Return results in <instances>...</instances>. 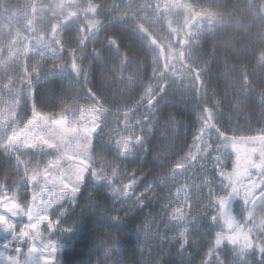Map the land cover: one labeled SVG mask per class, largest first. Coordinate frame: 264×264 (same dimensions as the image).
Here are the masks:
<instances>
[{
	"label": "rangeland",
	"instance_id": "1",
	"mask_svg": "<svg viewBox=\"0 0 264 264\" xmlns=\"http://www.w3.org/2000/svg\"><path fill=\"white\" fill-rule=\"evenodd\" d=\"M257 5L264 14V0H256ZM192 13L198 15L200 20ZM209 19L220 22V13L202 7L197 0H0V163L5 169V172L0 174V207L7 202L27 208L30 203V192H39L44 179L43 175L37 181H30L28 177L33 175L35 170L44 169L49 161L57 157L55 150H43L44 146L39 141L35 149L28 146L27 142L36 140L37 137L52 140V134L62 131L64 127L76 126L79 131L82 113L92 111L102 122L90 154L95 166L110 171L111 166L119 165L120 171L127 169L131 174L126 162L141 152L144 142L136 143L133 140L126 154L118 156L119 148L108 142L103 132L112 129L120 131L117 125L122 127L127 117L129 126L134 127L137 134L141 127L146 129L147 134L151 131V119L156 115L157 108L161 102L171 100L170 93L173 94L174 89L175 92L184 91V96L181 97L183 100H190L193 97L198 89L196 79L199 77L201 83L202 74L201 65L195 64L197 38L201 31L209 27ZM110 23L118 24L132 33L138 50L145 53L143 59L152 70L151 81L138 103L133 105L113 106L104 101L95 103L81 92L83 75L89 66V57L86 50H80V43L84 44L86 40L79 35L78 29L81 27L99 30L100 24ZM73 27H76L77 31ZM72 44L77 45L75 48L77 57L69 47ZM73 63L76 65L75 68L72 67ZM53 78L70 84V92L68 94L65 92L57 109L43 112L35 105L34 87L41 80ZM199 91L202 93L201 89ZM181 98L179 97L180 100ZM205 105L217 112L216 106L210 102L197 104L198 127ZM34 112L40 115L33 117ZM216 112L212 121L213 126L205 129L204 136L195 141L188 160L181 163L183 169L177 168V172L169 178L153 180L156 184L155 198L148 202L155 203L160 212V223L150 225L154 232L158 233L160 227H165L166 216L162 205L170 200L173 203L169 212L181 208L185 212L190 211V214L180 225L173 221L171 226L165 227L169 233H164L163 240L161 238L158 240V235L150 234L143 243L154 238L158 240L159 247L165 248L167 243L174 248L177 246L181 248L182 238L178 233L185 225H190L184 238L186 243H191L199 233L201 237V233L211 226L207 217L215 214L211 206L214 198L220 195L228 196L231 191V183L224 180L219 173L220 171L232 173L235 170L236 153L240 146L247 148L246 152H238L241 157L240 166L246 168L249 175L238 177L240 195L231 196L226 201V208L243 217L241 196L260 179L258 169L253 165L261 162V153H264V137L260 135L264 128H250L221 120ZM220 132H224L231 142L236 144V149L229 145L221 151ZM18 133L17 141H11L10 138ZM56 142L59 143L58 140ZM72 143L74 147H82L86 140L81 136L73 139ZM208 143H211L212 150L205 151ZM192 155H196L197 159L192 160ZM217 155H220V161L216 160ZM81 159L84 157H77V161ZM94 182L105 183L86 175L75 198L76 203L68 201L71 210L59 214L63 227L71 228L68 232H60L55 227L49 230L47 222H44L39 228L42 233L40 239L26 243L27 238L12 240V233L0 227V253L3 254L0 257V264L13 257L28 259V264H42L39 252L33 254L31 258L27 257V252L30 243H35L40 249L41 240L47 242L45 238L58 241L56 261L57 264H63L64 247L68 240L72 239L74 227L78 225L75 221L78 215L74 214V209L82 204L88 211L96 212L97 204L92 203L89 198ZM148 183L141 189L137 185L134 189L136 194L143 193ZM109 188L110 185L107 184L106 191L112 200L108 211H111L114 197ZM261 192H264V188L258 187L253 195ZM249 199L251 200V197ZM145 205L141 204L137 208ZM125 211L126 206L119 209V215L123 216V219L127 216L124 215ZM55 212L56 210L54 214ZM113 214L116 215L115 212ZM257 216L259 222L264 213L258 212ZM195 217H201L199 226L193 219ZM10 219L17 225L15 229L17 233L20 226L28 222L23 214H16ZM216 230L212 228V231ZM136 234L140 235V231L138 230ZM140 238L138 236V239ZM223 242L228 241L225 239L221 244ZM5 244L8 246L5 247ZM16 249H20L24 255L18 256Z\"/></svg>",
	"mask_w": 264,
	"mask_h": 264
},
{
	"label": "trees",
	"instance_id": "2",
	"mask_svg": "<svg viewBox=\"0 0 264 264\" xmlns=\"http://www.w3.org/2000/svg\"><path fill=\"white\" fill-rule=\"evenodd\" d=\"M197 1L202 7L219 12L221 23L209 25L197 38L195 64L201 65L202 74L200 88L194 92L196 95L183 100L184 91L175 92L174 89L173 94L170 93L171 100L161 102L151 119L155 128H151L148 136L147 152L144 151L145 143H142L141 152L126 162L129 171L135 170L137 176L145 177L138 185L140 189L145 183L173 176L177 172L176 165L188 160L195 144L193 136L198 128L199 111L196 105L199 103L210 102L216 106L215 112L221 120L250 128H264L263 12L259 5L256 6V0ZM73 28L77 31L76 27ZM78 33L86 40L84 44L80 43V50H86L89 57V66L83 75L82 94L95 103L104 101L113 106L138 103L151 81L152 70L143 59L145 53L138 50L132 33L111 23L100 24L99 30L80 27ZM76 46H69L75 57ZM69 86L59 78L41 80L34 87L35 105L43 112L57 109L65 92H70ZM89 88L95 98L86 91ZM4 172L0 163V174ZM93 187L91 193L97 201L96 212L88 211L82 204L74 209L78 225L64 247L63 264H200L202 259L216 264L215 255H207L210 244L215 243L212 226L183 248H174L167 243L165 248L159 247L158 235V240L153 238L143 243L142 252L141 238L138 239L141 236L136 233L148 215L155 218L154 225L160 223V212L155 203L148 202L142 208H136L123 222L109 220L99 211L101 208L109 210L112 203L106 191L107 182H94ZM159 229L158 233L162 235L169 233L165 227ZM101 237L107 243L115 241V247L105 251L99 244ZM232 248L229 242L215 247L223 264H237ZM250 264H257L254 257Z\"/></svg>",
	"mask_w": 264,
	"mask_h": 264
},
{
	"label": "snow or ice",
	"instance_id": "3",
	"mask_svg": "<svg viewBox=\"0 0 264 264\" xmlns=\"http://www.w3.org/2000/svg\"><path fill=\"white\" fill-rule=\"evenodd\" d=\"M73 68L76 67L75 63L72 65ZM199 79V77H198ZM89 95L95 98V94L92 93L91 89L86 90ZM264 95V94H262ZM40 115L34 112L33 117ZM215 119V111L209 106L205 105L203 107V113L201 117L200 126L196 129L193 136V141L200 140L204 134L205 129H210L212 121ZM31 119L29 123H31ZM79 131L76 126L72 128L64 127L62 131H57L53 133V139L49 140L44 137H37L36 140L28 141V146L37 147V141L44 146L43 150L52 149L57 152V157L53 161H49L48 165L44 169H37L34 174L29 176L30 181H37L38 178L43 175L44 179L41 183L39 192H30V203L27 208L22 205H17L15 203H3V207H0V227L5 231H10L12 233V240H25L35 241L40 239L42 233L39 231L40 225L47 222V228L51 230L52 228L59 229L60 232H68L71 228L63 227V223L59 220V214L63 213L65 210L70 211L68 207V201L72 204L76 203V196L81 190V185L84 182L86 175H90L98 181H105L110 185L109 191L113 194L114 204L111 211L104 208L99 209L101 215L105 216L109 220H115L118 222H123V216L119 215V209L126 206V211L124 215H128L135 208L139 207L141 204L145 205L146 202L155 198V181L148 183L144 192L137 195L134 189L139 185L145 177L143 175L137 176L136 171L133 170L131 174L127 172V169L123 171L119 170V165L111 166L110 171L104 167H96L95 162L92 160L91 152L94 145V138L98 130L102 126V122L99 117L92 111L87 114H81ZM120 131L112 129L108 132H103L106 140L110 143H114L118 148L119 152L117 155H125L126 150L130 149V144L134 140L136 143L144 142L145 149L147 152V139L151 135V132H147L146 129L141 127L139 134H137L134 127L129 126L128 118L125 117ZM218 127V126H217ZM150 128L154 129L155 124H151ZM126 133V134H125ZM264 137V132L260 134ZM19 133L10 138L11 141L16 142ZM83 136L86 143L83 146H73L72 140L78 139ZM221 140V151L223 148L228 147L236 149V144L232 143L224 132L219 133ZM59 141L57 143L56 141ZM211 149V143H208V147L205 151ZM199 151V149H197ZM191 154V153H190ZM236 167L232 173H225L220 171L219 175L224 178V180L231 183V191L228 196L220 195L214 198L212 202V208L215 212L211 217H207L208 223L214 228L215 231V243L210 244L207 255H215L216 264H223V259L219 253L215 252V247L221 244V241L227 240L232 246V252L237 257V264H250V259L255 258L257 264H264V217L259 218L257 213H264V192L259 193L254 196L253 192L259 187L264 188V153H261L262 159L259 164H254L258 169V175L260 179L252 184L243 196L241 200L243 202V217L236 215L226 208V201L231 196L240 195L239 187L237 184V179L240 176L249 175L246 168L240 166L239 161L241 157L237 150L236 153ZM77 157H84L77 161ZM196 155H192V160H196ZM216 160L220 161V155L216 156ZM176 168L183 169L182 164H177ZM179 192V190H177ZM29 196V193H28ZM45 196L47 198H45ZM251 197V200L249 199ZM89 198L92 203H96V199L93 193H89ZM173 201L170 200L168 203L162 205L165 210L164 215L166 216L165 227L172 225L175 221L177 225H180L182 221L185 220L186 216L190 214L189 212L183 211L181 208H175L169 212V208L172 207ZM118 205V206H117ZM57 206L58 209H57ZM54 210H56L54 214ZM115 212L116 215L112 213ZM16 214H23L27 217L28 222L23 224L19 228V232L15 231L17 225L13 223L11 216ZM52 217H56L53 220ZM194 221L199 226L201 217L193 218ZM154 217L148 215L142 226H140V236L141 243L140 249L144 251L143 241L151 235H160L161 240L164 236L160 233L154 232L150 225L153 224ZM190 225H185L180 228L179 236L181 240V248L184 247L187 242L184 239L187 235V230ZM47 242L41 240L42 247L37 248L35 243H30L28 245L27 257L31 258L33 254L39 252V259L42 264H57L56 252L58 250V241L45 238ZM213 235L211 237V242ZM99 244L104 246L105 251L109 248L115 247V241L112 243H107L106 240L101 237ZM5 247L8 245L5 244ZM18 256L24 255L21 253L20 249H16ZM0 253V257H2ZM162 260V258H161ZM4 264H28V259H16L15 257L4 262ZM200 264H212V261L201 260Z\"/></svg>",
	"mask_w": 264,
	"mask_h": 264
},
{
	"label": "water",
	"instance_id": "4",
	"mask_svg": "<svg viewBox=\"0 0 264 264\" xmlns=\"http://www.w3.org/2000/svg\"><path fill=\"white\" fill-rule=\"evenodd\" d=\"M197 18H198V17H197ZM194 23H195V22H194ZM194 23H193V25H194ZM211 24L213 25V24H218V23L215 22V21H211ZM238 150H239L240 152H244V151H246V147L241 146V147L238 148Z\"/></svg>",
	"mask_w": 264,
	"mask_h": 264
}]
</instances>
